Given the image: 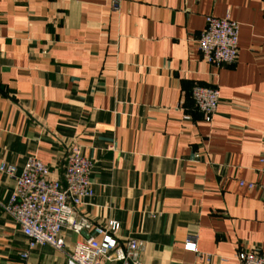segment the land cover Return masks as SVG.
I'll list each match as a JSON object with an SVG mask.
<instances>
[{"label":"crops","instance_id":"0c3cea01","mask_svg":"<svg viewBox=\"0 0 264 264\" xmlns=\"http://www.w3.org/2000/svg\"><path fill=\"white\" fill-rule=\"evenodd\" d=\"M225 15L237 59L216 69L197 39ZM196 85L218 90L210 122ZM71 150L94 184L76 219L118 222L141 264L264 255V0H122L117 13L110 0H0V164L34 157L58 180ZM13 186L0 173V205ZM62 235L69 252L89 233ZM25 251L0 207V264H66L48 246Z\"/></svg>","mask_w":264,"mask_h":264},{"label":"built area","instance_id":"2783aa9c","mask_svg":"<svg viewBox=\"0 0 264 264\" xmlns=\"http://www.w3.org/2000/svg\"><path fill=\"white\" fill-rule=\"evenodd\" d=\"M121 1L110 0L112 12H119ZM204 20L205 27L197 39L201 60L216 69L233 65L238 52V24L228 15L206 16ZM190 97L201 118L210 122L216 114L218 90L196 85ZM259 163L264 174V155ZM91 171V162L78 150L67 152L58 180L51 179L49 167L34 157L28 158L20 168L0 164V173L14 182L8 201L0 207L25 238L26 251L19 254L21 260H26L29 252L48 246L64 254L66 264H141L142 245L134 239L121 241L118 222L107 220L96 225L76 219L77 208L93 196ZM64 228L77 235L88 231L89 235L76 241L67 252L62 235ZM184 250L197 254L193 242H185ZM233 258L238 264H264V255L258 252H237ZM203 261L209 264L210 259L204 257ZM220 261L226 263L225 258Z\"/></svg>","mask_w":264,"mask_h":264}]
</instances>
